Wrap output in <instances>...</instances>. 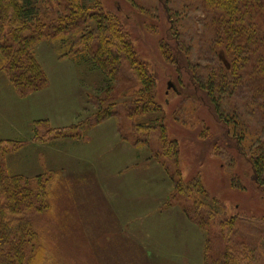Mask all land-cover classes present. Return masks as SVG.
I'll return each instance as SVG.
<instances>
[{"label": "rangeland", "instance_id": "374dc122", "mask_svg": "<svg viewBox=\"0 0 264 264\" xmlns=\"http://www.w3.org/2000/svg\"><path fill=\"white\" fill-rule=\"evenodd\" d=\"M101 7V13L117 17L125 40L145 64L151 83L144 100L154 112L144 115L138 106L142 85L125 56L121 62L120 56L114 63L107 60L109 75L101 72L93 24L87 32L63 33L37 47L49 80L37 93L21 95L14 87L0 49V140L23 144L5 157L4 167L10 175L51 179L50 210L30 215L36 239L47 250L44 264H204V249L219 257L227 241L239 248L241 264H264V179L258 183L252 166L264 155V85L250 54L243 53L234 75L231 57L219 45L221 19L204 0H102ZM81 46L93 49L67 55ZM222 72L229 84L220 87L215 105L231 125L215 116L197 85ZM100 111L102 119L109 115L113 121L94 132L91 146L100 152L108 148L97 166L112 177H95L96 171L69 160H74L70 153L55 158L36 148L40 142L54 145L63 134L85 140L79 129L56 130L93 124ZM115 126L126 144L120 142V150ZM35 128L39 142L32 141ZM163 129L176 145H165ZM117 159L120 165L110 169ZM66 164L60 172L47 170ZM136 169L142 174L132 177ZM119 170L125 177L112 174ZM175 185L185 192L173 197L176 207L164 209L161 191L171 193ZM184 208L205 223L206 229L191 231L195 238L169 218L168 210H175L190 223ZM150 212L151 219H141ZM180 241L187 256L168 257L183 250Z\"/></svg>", "mask_w": 264, "mask_h": 264}, {"label": "trees", "instance_id": "16d2710c", "mask_svg": "<svg viewBox=\"0 0 264 264\" xmlns=\"http://www.w3.org/2000/svg\"><path fill=\"white\" fill-rule=\"evenodd\" d=\"M204 2L221 19L219 27L222 42H219V45L223 44L226 53L230 55L234 64V75L240 72L243 53L247 52L250 54L252 64H255V69H258L256 72L261 78L260 83L264 85V0H204ZM101 5L102 0H94L93 4L85 0H0V49L5 60L4 68L11 83L21 95L37 93L48 88V76L37 58L36 50L40 44L74 30L87 32V26L93 24L98 31L97 36H92V43L97 41L94 58L101 72L109 75L107 60L114 63L120 56L118 62H121L125 56L138 73L142 85L143 94L137 100L138 106L144 115L155 111L148 110L149 102L145 103L144 100L145 94L149 91L144 88L151 83L147 78L145 64L137 59L132 46L125 40L120 21L111 14L101 13ZM91 46H84L85 48L81 46L78 53L73 49V52L67 55L80 56L79 53L93 49ZM115 50L118 54H115ZM228 84L229 79L226 73L222 72L211 75L208 83L199 81L197 85L209 96L215 116L226 125H231L232 120L226 117L222 120L223 114L219 111V106L215 105L220 87ZM261 93L264 96L263 88ZM110 117L108 115L102 119L100 111L93 124L80 122L76 126L54 130L61 132L79 129L85 138L90 129ZM41 123L48 125L47 121ZM163 131L162 140L165 145L170 147L172 144L176 145L167 141L165 129ZM34 134L32 141L39 142L36 140L39 138L37 128ZM62 137L76 138L71 134H63ZM22 146L20 142L0 140V264H36L39 260L44 264L46 261L47 250L36 239L37 233L30 215L50 210L51 179L45 178L46 174L35 177L10 175L4 167L5 157ZM252 162L255 179L261 184L264 179V155ZM184 192L185 188L175 185L164 209L176 207L178 202L173 201L177 197H174L175 194L179 197ZM183 211L190 223L198 229L205 228V223L201 222L197 213L192 214L189 208H184ZM238 249L227 241L225 252L215 258L211 251L206 252L205 248L204 264H241L242 254Z\"/></svg>", "mask_w": 264, "mask_h": 264}, {"label": "crops", "instance_id": "0c3cea01", "mask_svg": "<svg viewBox=\"0 0 264 264\" xmlns=\"http://www.w3.org/2000/svg\"><path fill=\"white\" fill-rule=\"evenodd\" d=\"M109 121H113V120L104 121V122L100 123L99 125L95 126L94 128L90 129V131H88V135L85 136V140H82L81 142H79V140H76V139L75 140L71 139L70 141H67V142L65 141V139H60V140H55L54 145L50 144V143L49 144L41 143L42 145H40V144L36 145L35 143H33V144H35L36 148H41V147L44 148L45 150H47V153H49V152L54 153L55 158L59 157V154H62L64 156L68 157L69 153H70L71 156L68 158H74V160L73 159H69V160L75 161L76 163L78 162V163L82 164L85 168L91 169V171H93V170L96 171V173H94L95 177L96 176H100L102 178L112 177V175H106V176L101 175L105 172L98 171V166H97V162H101V159H103V156L108 155V148L106 151L100 152V151H98V149L93 150L92 146H91L92 136H93L94 132H96L97 130L103 129V127L106 126L107 122H109ZM114 128H115V132L113 133L114 143H116V142L118 143L117 150H120V142H122V140L120 139V130H118V126L117 127L115 126ZM100 140H103V139L101 138ZM114 143H112L111 145H113ZM122 143L124 144L123 146H126V144L124 142H122ZM88 146H91V147L88 148ZM128 148L129 149H127V150H131V152L133 151V149L131 147H128ZM136 150H139V149H136ZM119 165H120V160L117 159L110 169H115ZM62 167H64V168H62ZM67 168L68 167L66 164L65 166H60L59 168H57V167L50 168V166H48L47 170L48 171H59V170L62 171V170H65ZM134 171H135V173L132 175V177L141 176L142 171L137 170V169ZM112 174L117 175V176H123V175H120V174H122V172H120V170L119 171H112ZM29 177H31V176H29ZM123 177H125V176H123ZM161 178L166 179L165 173H162ZM158 184L159 183L156 181V185H158ZM144 186H147L145 184V182H144ZM169 194L170 193H165V191H163V189H162L161 194H160V201L162 204L166 203V200L168 199ZM144 209H147V208H144ZM168 211L170 213L169 218L172 221L178 223L180 226H184V230H186V231H187V227L189 228L190 233L186 232L185 236L190 238L191 234H192V236L195 238V234L191 233V231L192 230H198V228L192 223L187 224V222L183 219L182 214L179 213L178 211H175V210H168ZM151 213L152 212L146 214L141 219H151L152 218ZM167 213L168 212H166L165 214H167ZM165 214H163V215H165ZM184 237L181 240H183ZM179 243L180 244H178V245L182 246L183 250L180 249V251L173 252L172 254L167 255L168 257L182 259L185 256H187L189 251L187 253L184 252L185 246H184L183 241H180Z\"/></svg>", "mask_w": 264, "mask_h": 264}, {"label": "water", "instance_id": "95a60500", "mask_svg": "<svg viewBox=\"0 0 264 264\" xmlns=\"http://www.w3.org/2000/svg\"><path fill=\"white\" fill-rule=\"evenodd\" d=\"M173 87V85L172 84H169V88L171 89Z\"/></svg>", "mask_w": 264, "mask_h": 264}]
</instances>
